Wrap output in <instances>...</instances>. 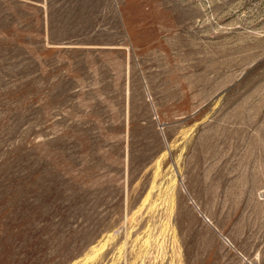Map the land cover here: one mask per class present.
<instances>
[{
    "label": "rangeland",
    "instance_id": "rangeland-1",
    "mask_svg": "<svg viewBox=\"0 0 264 264\" xmlns=\"http://www.w3.org/2000/svg\"><path fill=\"white\" fill-rule=\"evenodd\" d=\"M108 235L94 264H264V0H0V264Z\"/></svg>",
    "mask_w": 264,
    "mask_h": 264
},
{
    "label": "bare ground",
    "instance_id": "bare-ground-1",
    "mask_svg": "<svg viewBox=\"0 0 264 264\" xmlns=\"http://www.w3.org/2000/svg\"><path fill=\"white\" fill-rule=\"evenodd\" d=\"M161 162H162L161 159H158L156 161V173H155L153 184H152L150 190L148 191L147 195L145 196L144 200L142 201L138 212H141L147 208L149 210L148 212L153 213V212H156L157 208L160 206V204L158 203V200L154 201V200H152V197L156 192H160L158 195H161V193H162V190H161L162 184L158 183V178H159L160 172H161ZM174 189L175 188L173 186L167 187V189H166V191L168 192V195H167L168 196V198H167V203H168L167 209L168 210L167 211L169 212V216H170L169 217V224H167V226H170V227H172L171 226V217L173 215L174 204H175ZM165 207H167V206H165ZM163 217L166 218V216H163ZM172 234L175 237L174 228H173ZM112 240H113L112 235L106 236L99 244L93 246L91 248L90 252L87 253L86 256L82 259V261L78 264H94V262L101 256V254L104 253V251L106 250V248L108 247V245L111 243ZM146 244H147L146 246H148L149 241H146ZM161 246H162V244H161ZM163 252H164V250H163Z\"/></svg>",
    "mask_w": 264,
    "mask_h": 264
}]
</instances>
